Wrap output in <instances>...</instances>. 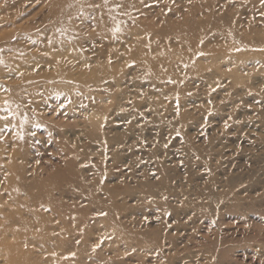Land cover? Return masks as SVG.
Returning a JSON list of instances; mask_svg holds the SVG:
<instances>
[{"label": "rangeland", "instance_id": "374dc122", "mask_svg": "<svg viewBox=\"0 0 264 264\" xmlns=\"http://www.w3.org/2000/svg\"><path fill=\"white\" fill-rule=\"evenodd\" d=\"M0 264H264V0H0Z\"/></svg>", "mask_w": 264, "mask_h": 264}, {"label": "snow or ice", "instance_id": "6c2138e0", "mask_svg": "<svg viewBox=\"0 0 264 264\" xmlns=\"http://www.w3.org/2000/svg\"><path fill=\"white\" fill-rule=\"evenodd\" d=\"M105 4H107V0H104ZM97 7H99V5H96Z\"/></svg>", "mask_w": 264, "mask_h": 264}]
</instances>
